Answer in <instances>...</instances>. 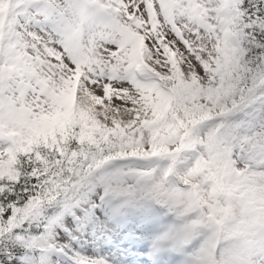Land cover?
<instances>
[{
  "label": "snow or ice",
  "instance_id": "obj_1",
  "mask_svg": "<svg viewBox=\"0 0 264 264\" xmlns=\"http://www.w3.org/2000/svg\"><path fill=\"white\" fill-rule=\"evenodd\" d=\"M0 264H264V0H0Z\"/></svg>",
  "mask_w": 264,
  "mask_h": 264
}]
</instances>
